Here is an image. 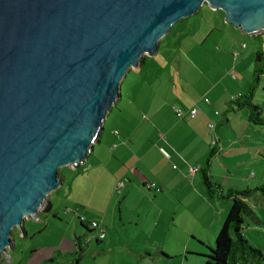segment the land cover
Segmentation results:
<instances>
[{"label":"water","instance_id":"1","mask_svg":"<svg viewBox=\"0 0 264 264\" xmlns=\"http://www.w3.org/2000/svg\"><path fill=\"white\" fill-rule=\"evenodd\" d=\"M204 5L264 34V0H0V259L87 161L126 74Z\"/></svg>","mask_w":264,"mask_h":264},{"label":"rangeland","instance_id":"2","mask_svg":"<svg viewBox=\"0 0 264 264\" xmlns=\"http://www.w3.org/2000/svg\"><path fill=\"white\" fill-rule=\"evenodd\" d=\"M257 52L264 53V36L243 34L226 24L220 11L202 7L197 14L172 27L161 40L157 54L143 57L146 60L139 71L134 69L126 74L121 83V101L104 126L105 139L110 137L112 128L121 127L122 118L130 110L134 113L140 108L146 109L145 98L157 93L160 103L186 113L183 103L187 97L183 89L179 88L177 94L167 91L171 83L179 81L188 84V90L195 92L196 98L202 101L206 98L212 103L206 115L214 118L217 112L220 114L218 119L224 121L226 98H236L240 89L242 94L247 91L242 85L244 78L247 84L254 83ZM255 87V103L264 114V74L255 82ZM142 114H145V110ZM246 114V111H238L236 116L228 114L233 119L232 126L229 128L226 124L221 127L229 135L230 147L235 138L239 140L237 144L240 150L233 152L235 154H231L229 160L248 159L250 167L247 170L256 175V180L241 178L245 184H240L239 190L254 189L264 184V127L249 124ZM112 177L109 168L94 167L90 162L76 169L71 168L62 180V186L47 198L52 205L51 211L46 212L48 203L45 201L36 219L25 220V237L14 229V237L17 235L13 239L15 243L1 257L0 264H76L80 256L79 248L84 256L78 264H141L137 253L142 250L145 240L144 228L147 224L143 221L144 216L137 218L132 213L120 219L118 208L114 205L111 210H115L112 224L108 227L106 239L99 244V251H94L87 244L90 235L85 234L78 223L77 219L85 213L90 219L97 216L102 219L101 215L107 211L113 197L110 187ZM196 180L199 181V175H196ZM117 201L118 197L115 196L114 203L117 204ZM246 203L262 224L250 225L243 232L244 237L264 253V202L253 197ZM221 205L229 207L226 203ZM221 212L219 209L214 213L216 236L227 215V211L224 217ZM111 218V215L107 216L108 221Z\"/></svg>","mask_w":264,"mask_h":264},{"label":"crops","instance_id":"3","mask_svg":"<svg viewBox=\"0 0 264 264\" xmlns=\"http://www.w3.org/2000/svg\"><path fill=\"white\" fill-rule=\"evenodd\" d=\"M246 81L244 78L242 85L248 89L251 82L247 84ZM179 88L183 89L187 97L183 103L184 112L187 113L196 104L200 107L194 118H177L173 106L160 103L157 93L145 98L146 109L140 108L134 113L130 110L122 118L121 127L112 128L109 138L105 139L103 130L85 162H90L94 167L109 168L113 174L110 186L113 197L107 211L101 215L102 219H98L99 216L90 219L87 213L86 216H80L85 219V234L90 237L93 234L88 222L102 223L107 233L112 224V213L115 210H111L114 205L118 208L120 219L132 213L137 218L144 216L143 221L147 224L144 228L145 240L142 250L137 253L138 262L141 264H204L205 256L209 254V249L216 240L214 213L220 209L224 217L229 210V207H222L217 200L206 198L200 176L199 181L196 180V175L199 174L190 173L191 168L202 166L212 150H216L209 168L213 184L223 190H239L240 184H245L241 178L256 180V175L247 170L250 167L248 159L229 160L230 155L235 154L233 152L240 150L237 144L239 140L235 138L230 147L229 135L221 127L227 124L230 128L233 119L227 115L228 122L219 126L223 123V119H218L219 113L215 115V112L214 118L206 115L208 106H212V103L208 100L209 104H205L202 99L196 98V93L188 90V84L173 82L167 91L177 94ZM241 94L242 89L239 90V96ZM191 95H194L193 98H189ZM232 99H235L234 96L227 97L225 103ZM120 101L121 99L108 116L117 109ZM144 110L145 114H142ZM119 114L122 115L121 112ZM231 114L236 116L237 112ZM211 122L216 124L213 132L208 128ZM161 148L170 153V158H165L160 153ZM119 182L123 183L120 195L115 192ZM115 196L118 197L117 204L114 203ZM49 203L51 211L52 205ZM108 215L112 216L110 221L107 219ZM249 228L248 226L247 230ZM105 239L106 236L103 240H92L88 245L94 251H99V244ZM79 262L80 259L76 264Z\"/></svg>","mask_w":264,"mask_h":264},{"label":"trees","instance_id":"4","mask_svg":"<svg viewBox=\"0 0 264 264\" xmlns=\"http://www.w3.org/2000/svg\"><path fill=\"white\" fill-rule=\"evenodd\" d=\"M221 14L222 17H224L222 12ZM160 44L161 41L159 42V46ZM144 61L145 58H142L141 63L144 64ZM255 61L256 69L253 76L254 83L248 87L244 94H241L227 103V110L224 115L226 119L223 123L219 124V126L228 122V114L236 113L238 111H246L247 122L249 124L264 127L263 111L260 106L255 103L254 99L256 89L255 82L257 83L260 76L264 74V53L257 52ZM115 106L116 104L113 107ZM215 153L216 150H212L209 153L202 166L198 168L197 173L200 176L206 198L209 200H217L221 204L227 203L229 205V210L216 236L215 246L210 248L209 254L205 256L204 264H264V253L260 249L252 246L246 240L243 233L247 230V227L252 224H262L256 214L248 206L246 200L254 197L259 198L262 202H264V185L254 189L247 188L244 190H223L220 186L213 184L209 176V168L211 158L215 155ZM61 173L62 169H59V179L63 178ZM46 202L48 203L47 199ZM49 205L50 203H48L46 212H50ZM77 220L80 227H82L86 232L87 228L84 226L85 222H81L80 218ZM87 224L88 226H91V222H88ZM13 237L14 230L11 234L12 239ZM79 254L80 256L76 260V263L84 256L81 249H79Z\"/></svg>","mask_w":264,"mask_h":264},{"label":"built area","instance_id":"5","mask_svg":"<svg viewBox=\"0 0 264 264\" xmlns=\"http://www.w3.org/2000/svg\"><path fill=\"white\" fill-rule=\"evenodd\" d=\"M205 104H209L208 99L204 98L203 101ZM173 111L177 118L179 119H192L194 118L200 111V107L196 104L193 106L187 113H183L180 109L177 107H173ZM215 115H219L218 113H215ZM208 128L211 132H213L216 129V124L211 122L208 125ZM160 153L165 157V158H170V153L164 149L161 148L159 149ZM198 171V168H191L190 173L192 175L196 174ZM149 187H155V185H149ZM123 188V183L119 182L116 186L115 192L116 194L120 195L121 190ZM81 222H85V219L83 217H80ZM90 230L92 231V236L87 239V244L91 242L92 240H103L106 236V229L105 226L102 223H97V222H91V226H89Z\"/></svg>","mask_w":264,"mask_h":264},{"label":"flooded vegetation","instance_id":"6","mask_svg":"<svg viewBox=\"0 0 264 264\" xmlns=\"http://www.w3.org/2000/svg\"><path fill=\"white\" fill-rule=\"evenodd\" d=\"M16 230H17V229H16ZM17 231H18V230H17ZM16 236H17V235H16ZM16 236H15V237H16ZM15 237H13V239H14Z\"/></svg>","mask_w":264,"mask_h":264}]
</instances>
